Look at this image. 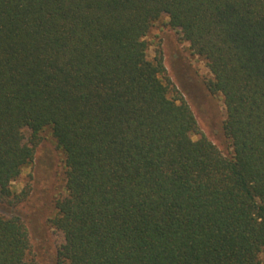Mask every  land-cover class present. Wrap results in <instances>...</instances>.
Wrapping results in <instances>:
<instances>
[{
    "label": "trees",
    "instance_id": "16d2710c",
    "mask_svg": "<svg viewBox=\"0 0 264 264\" xmlns=\"http://www.w3.org/2000/svg\"><path fill=\"white\" fill-rule=\"evenodd\" d=\"M161 18L220 95L224 154L146 36ZM45 129L63 156L56 264H261L264 0H0V205ZM25 131L28 136H25ZM0 264H37L0 213Z\"/></svg>",
    "mask_w": 264,
    "mask_h": 264
},
{
    "label": "rangeland",
    "instance_id": "374dc122",
    "mask_svg": "<svg viewBox=\"0 0 264 264\" xmlns=\"http://www.w3.org/2000/svg\"><path fill=\"white\" fill-rule=\"evenodd\" d=\"M161 18L146 36L148 57L162 56L167 76L182 92L193 110L201 131L224 154L229 143L220 129L225 109L220 95H205L203 82L211 76L204 62L189 50L176 30ZM25 136L28 132L25 131ZM28 191L26 200L16 207L0 205L5 216L18 215L26 223L37 264H56V252L63 244V237L55 230L50 219L55 215V202L64 194L63 156L48 129L40 134L33 162L26 166L20 177L12 183V191ZM264 264V252L260 255Z\"/></svg>",
    "mask_w": 264,
    "mask_h": 264
}]
</instances>
